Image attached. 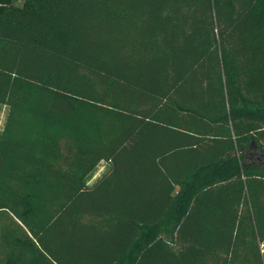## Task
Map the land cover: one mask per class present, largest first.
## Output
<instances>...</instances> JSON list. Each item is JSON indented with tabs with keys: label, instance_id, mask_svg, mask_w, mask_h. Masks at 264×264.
Instances as JSON below:
<instances>
[{
	"label": "trees",
	"instance_id": "obj_1",
	"mask_svg": "<svg viewBox=\"0 0 264 264\" xmlns=\"http://www.w3.org/2000/svg\"><path fill=\"white\" fill-rule=\"evenodd\" d=\"M2 106L0 264H264V0H0Z\"/></svg>",
	"mask_w": 264,
	"mask_h": 264
},
{
	"label": "rangeland",
	"instance_id": "obj_2",
	"mask_svg": "<svg viewBox=\"0 0 264 264\" xmlns=\"http://www.w3.org/2000/svg\"><path fill=\"white\" fill-rule=\"evenodd\" d=\"M8 116V107L2 106L0 109V132L3 131ZM109 168L106 161H101L95 170L89 175L87 182L93 185Z\"/></svg>",
	"mask_w": 264,
	"mask_h": 264
}]
</instances>
